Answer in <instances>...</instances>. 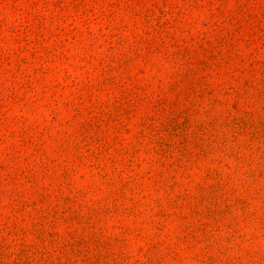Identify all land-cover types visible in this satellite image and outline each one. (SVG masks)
Returning <instances> with one entry per match:
<instances>
[{"label": "rangeland", "instance_id": "rangeland-1", "mask_svg": "<svg viewBox=\"0 0 264 264\" xmlns=\"http://www.w3.org/2000/svg\"><path fill=\"white\" fill-rule=\"evenodd\" d=\"M0 264H264V0H0Z\"/></svg>", "mask_w": 264, "mask_h": 264}]
</instances>
